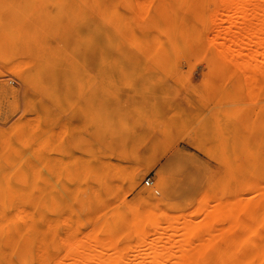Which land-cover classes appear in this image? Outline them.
<instances>
[{"label": "rangeland", "instance_id": "obj_1", "mask_svg": "<svg viewBox=\"0 0 264 264\" xmlns=\"http://www.w3.org/2000/svg\"><path fill=\"white\" fill-rule=\"evenodd\" d=\"M102 3L86 56L45 0H0V187L26 197L4 211L36 218L26 264H179L96 241L136 244L132 219L167 228L149 245L235 235L214 213L264 193V0ZM219 242L194 262L229 264Z\"/></svg>", "mask_w": 264, "mask_h": 264}, {"label": "bare ground", "instance_id": "obj_2", "mask_svg": "<svg viewBox=\"0 0 264 264\" xmlns=\"http://www.w3.org/2000/svg\"><path fill=\"white\" fill-rule=\"evenodd\" d=\"M45 2L47 8L51 7L50 18H52V25H82L84 41L81 44L85 46H81L84 47L86 56L90 54L89 52L93 47L101 43L102 0H45ZM46 13L48 15L49 12L46 11ZM139 174H132L133 179L138 177ZM19 190L18 187H0V264H26L38 257L39 227L37 226L36 218L34 216H25L16 219L4 211L6 200L9 203L18 198L25 200V194ZM257 198H259L258 201L256 200ZM237 202L236 200H231V206L230 202H228L229 206L225 205L227 208L224 206L222 210L217 209L214 213V217L218 215L225 217L227 214L228 221L232 223L230 233H235V235H222L218 240L222 243H232L229 248L230 251L226 254L229 264H264V193L260 197L256 196L253 202L246 201L245 204H242V202H240L241 204L238 202V204ZM219 212H222V215ZM20 221L25 224L20 225ZM146 222L141 219L130 220L129 224L133 228L131 232L142 233L145 236L143 237L144 239L139 240L136 244L128 243L125 247L120 248V242L128 236L126 234L121 236L122 231L109 233L105 238L98 239L96 242L102 245L106 239L110 240L112 247L119 250L120 256L135 251L140 256L150 257L154 260L179 259L181 261L179 264H200L194 261L200 260L207 253L213 252L216 255L222 249L219 241L216 242L217 244H214L215 242L213 244L209 243L214 245L212 248L208 243L206 244L209 246L204 243L209 247L208 249L202 243L199 244L198 248H196L197 246H192V242L189 243L191 241L189 239L206 237L205 233L201 234L198 232L185 235V237L191 236L187 238L188 243L187 241L180 245L172 243L170 247H166L162 242L149 245L146 240L148 234H158L167 228L163 227L160 222H155L152 228L145 233ZM243 241L244 246L240 248L239 245ZM147 249H151V251L148 252Z\"/></svg>", "mask_w": 264, "mask_h": 264}, {"label": "built area", "instance_id": "obj_3", "mask_svg": "<svg viewBox=\"0 0 264 264\" xmlns=\"http://www.w3.org/2000/svg\"><path fill=\"white\" fill-rule=\"evenodd\" d=\"M146 183H147V184H150V180H149V179H148V180H146Z\"/></svg>", "mask_w": 264, "mask_h": 264}]
</instances>
